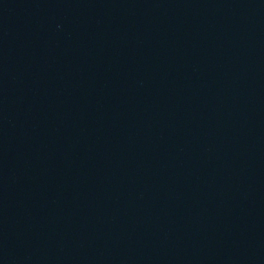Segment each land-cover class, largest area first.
<instances>
[{
  "label": "water",
  "instance_id": "water-1",
  "mask_svg": "<svg viewBox=\"0 0 264 264\" xmlns=\"http://www.w3.org/2000/svg\"><path fill=\"white\" fill-rule=\"evenodd\" d=\"M0 264H264V0H0Z\"/></svg>",
  "mask_w": 264,
  "mask_h": 264
}]
</instances>
